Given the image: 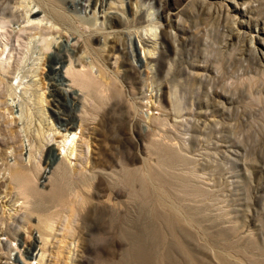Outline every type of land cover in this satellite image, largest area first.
I'll return each instance as SVG.
<instances>
[{
	"label": "rangeland",
	"instance_id": "rangeland-1",
	"mask_svg": "<svg viewBox=\"0 0 264 264\" xmlns=\"http://www.w3.org/2000/svg\"><path fill=\"white\" fill-rule=\"evenodd\" d=\"M79 2L64 6L80 14ZM127 7L130 23L118 21L110 10L106 22L111 28L92 34L96 56L114 78L108 86L109 98L97 86L79 92L69 80L50 78L47 65L42 70L48 120L61 133L77 131L78 138L88 142L86 166L97 164L115 178L70 176L57 146L45 148L41 165L50 170L52 181L81 185L87 180L91 188L83 214V204L68 198L80 214L77 217L70 215L68 202L42 200L32 206L27 227L33 236L40 233L47 240L45 264H122L123 259L126 264H141L133 253L135 244L144 241L159 258L162 244L154 242L153 247L152 243L159 231L179 264L191 260L185 248L194 264H264V31L260 30L264 0H139L138 5L127 0ZM153 25L159 26V45L151 71L141 64L147 51L139 36ZM128 33L136 45V70L126 68L125 54L113 47L114 39L125 40ZM112 53L119 56L118 70L111 66ZM139 78L144 83L138 84ZM53 83L58 90L55 96L50 94ZM138 87L148 97L145 107L136 103L141 100ZM151 87L159 88L157 98H149ZM80 93L86 97L83 107L75 104ZM6 99L16 116L17 99ZM2 106L0 143L13 135L16 139L21 127L22 136L46 139L36 104L28 106L18 129L4 121L11 114ZM132 113L137 126L130 131L125 117ZM189 124L195 128L189 129ZM163 130L167 137L157 140ZM21 138L25 153L28 142ZM10 151L6 148L4 155L12 162ZM125 165L132 172L123 170ZM132 186L143 189L145 196L133 195ZM21 198L18 181L3 180L0 238L9 247H0L8 255L7 260L0 258V264L38 250L26 255L21 244L25 234L16 236L8 226L19 227L8 214L22 211ZM157 213L173 221L178 243ZM26 259L37 264L32 257Z\"/></svg>",
	"mask_w": 264,
	"mask_h": 264
},
{
	"label": "bare ground",
	"instance_id": "bare-ground-1",
	"mask_svg": "<svg viewBox=\"0 0 264 264\" xmlns=\"http://www.w3.org/2000/svg\"><path fill=\"white\" fill-rule=\"evenodd\" d=\"M68 2L72 6L75 5L73 0ZM68 2L64 0H0V105L5 106L8 113L11 114V118H5L4 121L9 124V128L17 127L18 129L19 124H22L27 116L28 106L34 103V107L35 104L37 105L36 108L40 121L39 127L43 132H48L44 140L38 138L31 139L26 134L22 136L24 129L21 127L17 131V133L19 132L17 138L15 137L20 142L19 146L16 145L18 141L13 138L15 135L11 136L10 141L0 143V184H2L3 180L15 179L18 181V188L22 194V200L19 203L22 211L16 215L11 213V211L8 214L11 217L10 219L19 223V227L10 226V224L8 226L12 228L16 236L19 233L25 234L24 240L20 241L26 255L29 250H37L38 247L35 254L30 253L27 255L36 260L37 264H45L46 262L47 240L40 233L37 236H33L27 227L26 220L31 217V213L33 212L32 206H34L35 202L40 203L42 200L58 204L68 202L70 215L77 217L80 214L73 208L68 199L70 198L69 196L84 205H82L83 208L81 210V214H83L85 204L91 193L90 183L87 180H83L81 185L76 183L63 184L61 180L52 181L51 175H48L50 170L46 171L43 169L45 167L41 165V161L45 160V148L54 144L57 146L60 150V159L65 162L70 176L86 175L96 178L97 174H107L110 178L115 179L111 173L105 172L97 164L93 163L89 165L90 167L86 166L89 158L88 142L84 138V140L81 137L78 138L77 131L61 133L48 120L49 117L45 108L47 100L44 97L45 78L43 77L42 70L47 65L50 78L55 75L62 78V80H69L78 86L79 92L86 91L88 93L93 87L97 86L102 96L109 98L108 86L111 85L114 78L107 74V67L96 56L99 51L92 42V34L93 32H103L106 28H111V26L108 27L106 22L110 10H114L115 13L112 15L118 21L130 23L131 21L127 13V0H80L78 4L80 9L83 10H81L80 14L74 13L76 12L74 8L64 6ZM135 2L138 5L139 0H135ZM135 12H139L138 7ZM73 14H76L75 18ZM66 20L68 24L65 22ZM74 21H78L79 24L75 25ZM261 29L264 31V28ZM158 30L159 26L153 25L148 33L139 36L142 47L147 51L141 64L146 69L150 68L151 71H153L151 65L154 61L153 57L158 54ZM105 40L106 37H104L103 46L105 45ZM114 40L113 42L117 45L115 44L113 47L116 50H122L125 54V59L123 60L124 66L136 70L138 68L136 64L137 59H135L136 45L134 44L132 33H128L125 40L120 41L119 38ZM111 59V66L118 70V54L112 53ZM139 60L141 61L138 57ZM116 76L118 77V73ZM136 82L138 84L144 83L141 78L136 80ZM130 85L134 88L133 82H130ZM54 87L55 84L53 83L52 90L54 93L50 92L53 96L58 91ZM138 88L137 93L140 95L141 100L136 103L145 107L148 103L147 101L144 103V99L148 97L142 87ZM149 91V98H157L159 96V88L155 89L151 87ZM81 94L74 99L76 100V106L82 104L83 107L86 103V97H81ZM129 94H131V97L132 95L134 97V93L129 92ZM6 97L17 99L18 108L16 116L13 115L11 105L7 104ZM142 113L144 114V112ZM125 118L130 131L135 129L137 126V116L132 113L128 114ZM79 119L82 121L81 116ZM188 128H195V125L189 124ZM157 134L159 137L157 140L167 137L165 130H163L162 134ZM189 136L194 135L190 134ZM21 137H25L28 142L26 154L22 152V148L24 147H22V142L24 141ZM194 137L198 142L199 138L196 135ZM6 148L11 149L12 162L4 155ZM183 148H187L185 144H183ZM18 168L21 169L20 172H18ZM123 170L132 172L126 165L123 166ZM41 177L44 179L41 181L39 187L35 188L34 184ZM128 180L131 182V177ZM48 186L49 188L47 189L46 187ZM131 192L135 196H145L143 189L136 191L133 186ZM2 211L3 208L0 206V212ZM82 217L84 215H81ZM156 217L162 221L166 229H169L173 241L178 243L179 241L175 235L176 227L173 221L159 213H157ZM40 221L41 219H38V222ZM46 225L50 227L49 223H46ZM68 230L71 232L70 227H68ZM153 235L155 238H153L152 243L159 241L162 244L163 253L159 258L154 257L151 248L140 239L141 241H138L133 248L136 259L141 264H161L162 262L165 264H179L171 254L168 241L160 235V231ZM0 241V247H5L6 249L9 247L6 241H2L1 238ZM154 246L155 243L153 244ZM183 251L186 258L191 259L190 261L188 260L189 264H194L190 255L191 253L186 248ZM27 256L20 253L16 261H8L7 264H29L26 259ZM0 258L7 260L8 255L5 256V254L0 252ZM122 262V264H126L124 263L126 262L124 259Z\"/></svg>",
	"mask_w": 264,
	"mask_h": 264
}]
</instances>
